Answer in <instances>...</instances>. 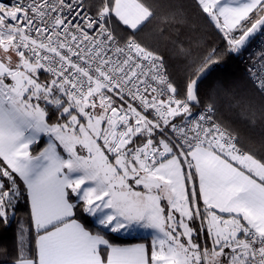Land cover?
I'll use <instances>...</instances> for the list:
<instances>
[{
	"label": "snow or ice",
	"instance_id": "snow-or-ice-1",
	"mask_svg": "<svg viewBox=\"0 0 264 264\" xmlns=\"http://www.w3.org/2000/svg\"><path fill=\"white\" fill-rule=\"evenodd\" d=\"M191 7L227 53L257 42L251 93L203 88L224 53L185 0H0L11 264H264V0Z\"/></svg>",
	"mask_w": 264,
	"mask_h": 264
},
{
	"label": "trees",
	"instance_id": "trees-1",
	"mask_svg": "<svg viewBox=\"0 0 264 264\" xmlns=\"http://www.w3.org/2000/svg\"><path fill=\"white\" fill-rule=\"evenodd\" d=\"M185 3L190 6L189 11L192 17L193 28L186 30L185 36L191 35L193 37L203 36L206 38L207 43L211 46H215L223 52V56L219 65H213L208 78L205 80L203 88L207 89L209 85H213L218 81L227 82L230 85L235 86L240 92L251 93V85L247 80V66L245 65L244 56H234L225 51V45L221 40L218 33L206 24L205 21L200 19L196 14V9L191 7L193 0H185ZM185 38V37H182ZM179 69H177V72ZM244 131L255 138H259L260 129H244ZM45 140L42 139L39 145L35 147L41 148L44 146ZM27 218V205L21 202L20 209L17 212V220H25ZM17 238V223L13 221L9 226L0 224V248L8 250L9 256H0L2 261L0 264H11L12 257L15 255ZM128 242L145 241L140 237L136 238H123ZM150 240H147L149 243Z\"/></svg>",
	"mask_w": 264,
	"mask_h": 264
},
{
	"label": "built area",
	"instance_id": "built-area-1",
	"mask_svg": "<svg viewBox=\"0 0 264 264\" xmlns=\"http://www.w3.org/2000/svg\"><path fill=\"white\" fill-rule=\"evenodd\" d=\"M260 49L257 46V42L254 41L252 45L248 48V50L244 53V61L245 65L248 67L253 61L255 60V57L252 55L253 53H259Z\"/></svg>",
	"mask_w": 264,
	"mask_h": 264
},
{
	"label": "crops",
	"instance_id": "crops-1",
	"mask_svg": "<svg viewBox=\"0 0 264 264\" xmlns=\"http://www.w3.org/2000/svg\"><path fill=\"white\" fill-rule=\"evenodd\" d=\"M126 238H136V237H126ZM138 242H145V243H147V240H145V241H138ZM2 261L0 260V263H1Z\"/></svg>",
	"mask_w": 264,
	"mask_h": 264
},
{
	"label": "rangeland",
	"instance_id": "rangeland-1",
	"mask_svg": "<svg viewBox=\"0 0 264 264\" xmlns=\"http://www.w3.org/2000/svg\"><path fill=\"white\" fill-rule=\"evenodd\" d=\"M44 140H46V138H43ZM138 237V236H137Z\"/></svg>",
	"mask_w": 264,
	"mask_h": 264
}]
</instances>
